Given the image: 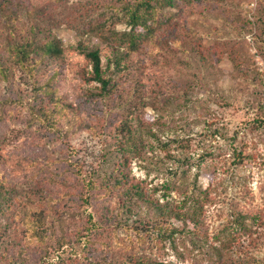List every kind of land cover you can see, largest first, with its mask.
<instances>
[{"label":"rangeland","instance_id":"rangeland-1","mask_svg":"<svg viewBox=\"0 0 264 264\" xmlns=\"http://www.w3.org/2000/svg\"><path fill=\"white\" fill-rule=\"evenodd\" d=\"M117 1L5 4L11 21L0 13V62L8 70L6 78L0 74L2 169L18 181L20 191L29 186L28 176L37 168L32 158L55 170L70 161L71 170L78 163L94 175L109 172L120 156L115 147L120 120L142 116L151 135L146 134L144 148L131 155L125 170L150 193L161 197L167 184L198 175L203 185L216 179L225 202L243 193L252 206H264V0L176 1L159 8L161 26L153 37L121 57L114 69L111 48L91 31L78 35L74 28L83 30L100 16L111 15V4ZM110 23L107 27H125L115 13ZM32 25L39 36L58 37L63 53H30L24 64L7 56L2 41L22 39ZM79 41L101 49L102 63L115 81L108 95L98 94V84L86 80L90 65L76 48ZM45 87L64 104V112H70L65 137L29 121L35 96ZM232 148L248 154L241 164L229 156ZM169 192L177 197L176 191ZM71 198L60 204L76 209ZM81 221L76 217L70 227L76 229ZM209 222L217 225L218 217ZM123 231L119 238H126ZM131 238L141 252L153 256L159 250L163 258L176 262L174 251L157 248L152 236Z\"/></svg>","mask_w":264,"mask_h":264},{"label":"trees","instance_id":"trees-1","mask_svg":"<svg viewBox=\"0 0 264 264\" xmlns=\"http://www.w3.org/2000/svg\"><path fill=\"white\" fill-rule=\"evenodd\" d=\"M10 1L0 0V13L7 22L11 17L5 4ZM176 1L193 0H118L111 4L115 10L111 15L100 16L83 30L74 29L78 35L87 29L110 47L113 67L118 69L121 57L138 50L161 26L157 10ZM114 13L125 24L121 30L107 27L113 24ZM37 32L32 25L22 39H4V52L21 64L28 62L30 53L50 57L63 53L58 37ZM76 48L90 65L86 80L98 84V94L108 95L115 81L107 74L109 66L102 63L101 49L82 41ZM6 73L0 62L1 77L6 78ZM35 99L29 121L65 137L64 121L70 112H64V104L55 99L50 87L39 89ZM131 118L123 117L117 126L115 147L120 156L109 172L94 175L78 163L71 170L70 161L55 170L32 158L37 168L28 176L29 186L20 191L18 181L0 165V264H264V206H252L246 194L225 202L216 179L203 185L194 175L167 184L160 197L130 178L125 166L131 155L144 148L146 134L151 135L147 120ZM1 148L0 140V164L5 159ZM229 156L238 165L248 154L232 148ZM169 189L176 191V198ZM67 197H72L76 209L60 204ZM213 215L219 220L215 226L209 222ZM76 217L83 221L73 229L70 222ZM120 229L126 238L118 237ZM142 233L152 236L157 248L173 250L176 262L163 258L159 250L153 256L141 252L131 237Z\"/></svg>","mask_w":264,"mask_h":264}]
</instances>
